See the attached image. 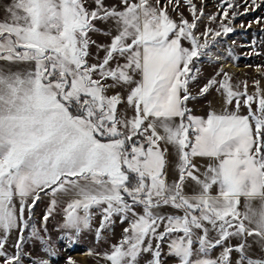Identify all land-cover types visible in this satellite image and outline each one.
<instances>
[{
    "label": "snow or ice",
    "instance_id": "snow-or-ice-1",
    "mask_svg": "<svg viewBox=\"0 0 264 264\" xmlns=\"http://www.w3.org/2000/svg\"><path fill=\"white\" fill-rule=\"evenodd\" d=\"M201 4L0 3V264H51L56 215L64 250L84 233L99 246L117 218L127 222L109 250H87L107 264H264L250 255L253 244L264 253V87L234 83L225 68L238 57L223 48L234 21L264 0H243V13L236 0H218L210 15ZM260 42L245 55H261ZM204 63L215 69L207 78ZM213 91L220 110L195 115L189 103ZM29 243L49 259L32 258Z\"/></svg>",
    "mask_w": 264,
    "mask_h": 264
},
{
    "label": "rangeland",
    "instance_id": "rangeland-1",
    "mask_svg": "<svg viewBox=\"0 0 264 264\" xmlns=\"http://www.w3.org/2000/svg\"><path fill=\"white\" fill-rule=\"evenodd\" d=\"M8 0H0V3H7ZM238 4H240L239 11L241 13L244 12V5L243 0H236ZM194 3H196L197 7H201V0H194ZM218 3V0H204V12L205 15H210L212 13H216L218 11H222L221 9H218L216 7V4ZM180 11L189 19L191 20V16L187 9L185 7H181ZM231 9H229V15L231 16ZM3 13L0 12V18H2ZM257 16H264V6H262L260 9H257L256 11H252L249 9L248 13L246 15L239 16L234 21L235 31L233 33H230L228 37L225 38V43L223 45V48L231 47L234 50V53L236 57H238L237 60L232 61L229 59L227 63L226 71L230 72L233 75V82H239V81H247L248 82V92L249 94L253 93L255 91L253 87V81L255 80H261V86L264 87V79L261 78L260 74L256 71L255 66L256 65H264V33H261V29L264 28V22L262 23H253L251 28H247V24L249 21L253 20ZM173 17L178 19V17L173 13ZM226 22V21H225ZM207 21H205V24ZM244 23L245 28H241L240 24ZM205 24H200V31H204ZM103 28H105V25H102ZM211 27H216L215 24H212ZM247 29V31H245ZM255 34V35H253ZM106 36L100 35L99 38L101 41L105 40ZM109 39V38H108ZM253 39L257 41H261L258 44V51L261 53V55H245V53L251 52L252 49L248 47L251 45ZM235 41V43H233ZM187 46V45H186ZM223 48L220 50L223 52ZM213 51H216V49H213ZM248 65H252L249 67ZM202 68V76L204 78L210 77L215 69L207 64L204 63L200 65ZM261 71H264V68L261 69ZM201 83H203V79L201 80ZM195 91V90H194ZM189 107L193 110L194 114L197 116L205 117L211 108H215L217 111L220 110V104L217 99V94L215 91H213L210 95H207L206 97L202 99L193 100L189 103ZM243 114H246L244 112ZM172 176L169 175V181L171 182ZM187 191L190 193L192 191L191 188H188ZM243 201V199H242ZM48 203V198L45 197L43 202H38L37 207L35 208V218L37 227H40V221L45 209L46 204ZM63 207V205H61ZM61 219L60 215H56L55 218H50L47 228L49 233L51 234L52 241L54 244H56V247L59 249L57 255L55 258L51 259V264H66V261L68 260V257L72 258V264H107V262L94 255H88L87 250L89 248H93L95 252H103L105 250L110 249V245H114L118 243V241L122 238L123 235V228L127 227V222L121 224L119 222V219L117 218L116 224L114 226V231L112 233H108L106 240L107 242L102 243L99 246H95L93 243V233H84L82 237V242L68 250H64V245L62 243H57V236L58 232L55 230L57 222ZM100 222V217L97 216L94 221V226H98ZM43 234V233H41ZM16 238V233L14 232L12 234V239L14 240ZM233 244H236L237 241L233 240ZM9 251L11 252L12 249L9 247ZM25 251H30L32 258L38 259V260H46L49 259L48 256L45 255L44 252L40 250V245L36 243L34 246L33 244L29 243L25 247ZM219 249H217L215 252L212 253L213 257L218 255ZM237 256L236 253H233V259H235ZM147 257H145L146 259ZM25 264H28L27 259L25 260ZM143 264V262H142ZM171 264V261L169 262Z\"/></svg>",
    "mask_w": 264,
    "mask_h": 264
},
{
    "label": "crops",
    "instance_id": "crops-1",
    "mask_svg": "<svg viewBox=\"0 0 264 264\" xmlns=\"http://www.w3.org/2000/svg\"><path fill=\"white\" fill-rule=\"evenodd\" d=\"M102 25H104V24H102L100 22H97V26L98 27L103 28ZM99 36H100L99 34H94L92 38L94 40H96L98 44H106L108 42V37H105V40L104 41H101V39L99 38ZM93 51H95V48H93ZM100 56L101 57L103 56V52L100 53ZM243 203L244 202L242 201L241 202V211L244 210ZM253 206L254 207H258L259 206V201L253 202ZM250 255H252L254 258H259L260 256L264 255V253H261L260 248H259L258 245L253 244Z\"/></svg>",
    "mask_w": 264,
    "mask_h": 264
},
{
    "label": "bare ground",
    "instance_id": "bare-ground-1",
    "mask_svg": "<svg viewBox=\"0 0 264 264\" xmlns=\"http://www.w3.org/2000/svg\"><path fill=\"white\" fill-rule=\"evenodd\" d=\"M228 69L227 67L225 68V70Z\"/></svg>",
    "mask_w": 264,
    "mask_h": 264
}]
</instances>
